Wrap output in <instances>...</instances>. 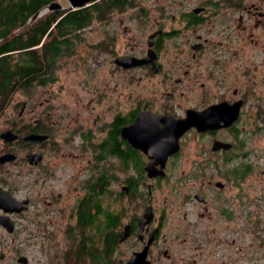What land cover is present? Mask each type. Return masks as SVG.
<instances>
[{
	"label": "flooded vegetation",
	"instance_id": "1",
	"mask_svg": "<svg viewBox=\"0 0 264 264\" xmlns=\"http://www.w3.org/2000/svg\"><path fill=\"white\" fill-rule=\"evenodd\" d=\"M178 21L94 30V74L12 102L0 264H262L264 0H193Z\"/></svg>",
	"mask_w": 264,
	"mask_h": 264
},
{
	"label": "trees",
	"instance_id": "2",
	"mask_svg": "<svg viewBox=\"0 0 264 264\" xmlns=\"http://www.w3.org/2000/svg\"><path fill=\"white\" fill-rule=\"evenodd\" d=\"M58 0H0V117L17 92L55 74L56 61L73 49L77 30L105 20L136 0H97L76 10L48 11Z\"/></svg>",
	"mask_w": 264,
	"mask_h": 264
},
{
	"label": "rangeland",
	"instance_id": "3",
	"mask_svg": "<svg viewBox=\"0 0 264 264\" xmlns=\"http://www.w3.org/2000/svg\"><path fill=\"white\" fill-rule=\"evenodd\" d=\"M64 6L69 5L68 0H59ZM193 6V0H136L130 6L121 10L113 11L105 20H96L93 24L81 32V37H87L86 40H77L74 49L67 56L62 58L63 65L57 64L54 69L56 75H72L78 76L82 74H94V60L96 61V51L93 50V44L96 41V33L94 30H122L119 21L128 25L131 30H156L162 21H167V27H181L183 23L178 21L180 13L184 10H190ZM164 15V16H163ZM174 16L177 17L174 20ZM166 18V19H163ZM87 48V51L84 49ZM90 48V50H89ZM86 55V56H85ZM67 59V61H65ZM87 64V66H85ZM25 90H21L16 93L12 102L18 101V99H24ZM64 95V93H62ZM29 96V95H28ZM6 109L7 113L0 117V132L4 130L7 119L13 114L12 103ZM264 104V103H263ZM264 106V105H262ZM10 107V108H9ZM261 123L263 130L261 135V147H262V183L261 190L258 192L260 195V201H258V209L260 211V218L262 220V232L264 236V115ZM263 242V241H262ZM257 243V242H256ZM262 254V264H264V242L262 248L260 247Z\"/></svg>",
	"mask_w": 264,
	"mask_h": 264
},
{
	"label": "water",
	"instance_id": "4",
	"mask_svg": "<svg viewBox=\"0 0 264 264\" xmlns=\"http://www.w3.org/2000/svg\"><path fill=\"white\" fill-rule=\"evenodd\" d=\"M68 1H69L68 6H64L60 1L52 2L51 4L43 7L39 12H37L32 17V20H36L38 17L43 16L48 11L76 10L89 6L90 4H92L97 0H68ZM216 113H221V115L224 114L223 112L216 111L215 109H209L208 111H205L204 113H199L197 115H193L190 112L185 119L177 120L176 123L173 124L171 127L173 128V130L177 132V136H180L182 133H184L186 130L192 127L194 123L197 125L212 126L213 123L217 122V120L215 119Z\"/></svg>",
	"mask_w": 264,
	"mask_h": 264
}]
</instances>
